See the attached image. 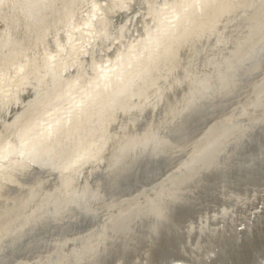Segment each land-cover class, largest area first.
Returning a JSON list of instances; mask_svg holds the SVG:
<instances>
[{"label": "bare ground", "instance_id": "bare-ground-1", "mask_svg": "<svg viewBox=\"0 0 264 264\" xmlns=\"http://www.w3.org/2000/svg\"><path fill=\"white\" fill-rule=\"evenodd\" d=\"M256 238L248 264L264 0H0V264H234Z\"/></svg>", "mask_w": 264, "mask_h": 264}, {"label": "water", "instance_id": "water-1", "mask_svg": "<svg viewBox=\"0 0 264 264\" xmlns=\"http://www.w3.org/2000/svg\"><path fill=\"white\" fill-rule=\"evenodd\" d=\"M257 238L254 241H251L250 243H247L246 245H244L243 246L244 248H242L241 250L237 252L236 256H237L238 261H236V263L233 262L234 264H237V262L238 264H248L249 259L251 258V253H250L251 248L256 247L258 245L259 241H257ZM262 238H263V235L259 237V240H261Z\"/></svg>", "mask_w": 264, "mask_h": 264}]
</instances>
